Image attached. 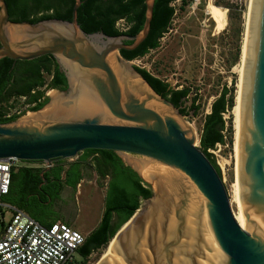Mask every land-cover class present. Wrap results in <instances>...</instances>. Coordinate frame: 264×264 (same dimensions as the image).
I'll return each instance as SVG.
<instances>
[{"label":"water","instance_id":"obj_1","mask_svg":"<svg viewBox=\"0 0 264 264\" xmlns=\"http://www.w3.org/2000/svg\"><path fill=\"white\" fill-rule=\"evenodd\" d=\"M153 3L144 0V22L136 35L107 36L80 29V0H74L70 21L37 23L11 21L0 0V60L50 56L67 86L50 90L38 111L0 124V161L41 163V187L54 163L87 150L111 151L150 188L151 196L96 264H264V0H249L237 114L244 229L234 219L221 178L194 145L186 121L194 111L181 114L120 55L146 39ZM188 99L182 107L191 105ZM122 155L144 160L135 163ZM143 163L166 173L145 181L138 168Z\"/></svg>","mask_w":264,"mask_h":264},{"label":"trees","instance_id":"obj_2","mask_svg":"<svg viewBox=\"0 0 264 264\" xmlns=\"http://www.w3.org/2000/svg\"><path fill=\"white\" fill-rule=\"evenodd\" d=\"M175 0H154L152 19L146 39L133 51L121 50L120 55L127 61H133L145 56L149 51L158 47V41L169 28L174 9L171 4ZM9 19L13 22L37 23L42 20L58 19L71 20V10L74 0H5ZM77 9V23L80 29L87 33L102 32L107 36L136 35L144 22V0H80ZM183 2V0H182ZM123 21L127 25L125 31H119L116 23ZM130 45V42H125ZM147 81L150 87L172 105L187 97V89H170L168 84L151 76L145 69L135 68ZM17 73V74H15ZM48 77L46 81L44 79ZM66 80L58 71L57 65L50 56H44L28 62H12L6 58L0 60V124L17 120L25 113L9 115L11 98H23L29 112H36L48 101L45 92L50 90L63 91ZM227 90L214 100L210 112L204 116L199 133V150L206 156L220 177V170L213 156L208 152L217 145L225 144L224 132H231V127L225 128L224 114L233 107V97H227ZM193 104L195 100L193 99ZM175 102V103H174ZM195 105V104H194ZM181 114H183L180 111ZM197 108L195 107L194 117ZM95 168L101 178L109 177L106 185L103 212L96 228L86 237L78 250L81 257L79 264L90 254L110 242L115 233L139 208L141 202L151 196L150 188L111 151L87 150L81 153L78 161L64 168L62 161L54 170V175H44L47 183L59 181L63 174L62 184L75 190L82 179V168L87 160ZM41 169L19 168L13 170L11 185L4 201L25 211L38 223L47 226L37 212L31 210L35 200L30 196L36 193L38 177ZM35 181V184H33ZM39 191H49L48 186H41ZM58 195V194H57ZM57 195L54 197L56 198ZM34 201V202H33Z\"/></svg>","mask_w":264,"mask_h":264},{"label":"rangeland","instance_id":"obj_3","mask_svg":"<svg viewBox=\"0 0 264 264\" xmlns=\"http://www.w3.org/2000/svg\"><path fill=\"white\" fill-rule=\"evenodd\" d=\"M171 7L174 14L168 30L158 41V47L145 56L133 60L135 67L145 69L151 76L170 83L176 90L187 89L191 101L195 100L197 113L186 120L195 134V147L199 148V133L205 115L210 112L214 100L227 90L233 97V107L224 114L225 144L217 145L208 152L213 156L220 170V178L226 191L232 214L237 212L235 202L237 174V129L233 109L240 95L242 78V50L245 46L249 0H175ZM119 31H125L123 21L116 23ZM241 69V70H240ZM47 81L48 77L44 76ZM240 82V83H239ZM46 96H52L50 91ZM23 98H11L9 115L24 112L23 117L32 114L24 105ZM49 108H53V104ZM48 109V108H46ZM81 153L72 160L62 161L64 168L78 161ZM135 163L144 158L134 155H122ZM82 168V179L75 190L64 189L58 203L47 212L53 219L67 223L84 237L87 233L79 229L83 225L91 226L100 221L103 212L104 194L109 177L101 178L90 160ZM147 164V163H146ZM145 165V164H143ZM151 165V163H150ZM159 166V165H158ZM42 169L41 163L16 162L19 168ZM161 167V166H159ZM153 168V166H151ZM152 174H165L166 169H154ZM79 192L80 195L73 199ZM73 218V219H72ZM1 229V225H0ZM109 244V243H108ZM107 244V246H108ZM107 246L93 251L80 264H96ZM77 264L81 261L78 252L74 255Z\"/></svg>","mask_w":264,"mask_h":264},{"label":"built area","instance_id":"obj_4","mask_svg":"<svg viewBox=\"0 0 264 264\" xmlns=\"http://www.w3.org/2000/svg\"><path fill=\"white\" fill-rule=\"evenodd\" d=\"M17 112L16 114H19ZM16 161H0V264H77L85 237L64 223L44 226L7 203Z\"/></svg>","mask_w":264,"mask_h":264},{"label":"flooded vegetation","instance_id":"obj_5","mask_svg":"<svg viewBox=\"0 0 264 264\" xmlns=\"http://www.w3.org/2000/svg\"><path fill=\"white\" fill-rule=\"evenodd\" d=\"M17 74V73H15ZM182 99H184L183 102H187L188 96L187 97H182L181 100L177 103L174 104V107L179 108L183 115H187L191 110L195 111V105L193 104V101L191 102L190 106H186V107H182ZM59 166L58 162L54 163L53 166L51 167V169L45 173L44 175L48 176V177H52L54 175V170ZM63 174L61 175L59 181L57 182L56 180L51 181L50 183L45 182L42 186H48L49 187V191L44 192V191H39L40 187L39 185L41 184L38 183L37 186V191L36 193L33 192V194H31L30 196H32V198L35 200V206H31V210H43L41 212H37L38 216L41 217V219L48 223H61V221L53 219L51 217V215L47 212V210H50L53 205H55L56 203H58L61 199V195L64 191V189H71L70 187L64 186L62 184V178H63ZM38 177H39V173H38ZM33 184H35V181H33ZM58 194V195H57ZM57 195L56 198H54ZM34 202V201H33ZM85 241V240H84ZM84 243V242H83Z\"/></svg>","mask_w":264,"mask_h":264},{"label":"bare ground","instance_id":"obj_6","mask_svg":"<svg viewBox=\"0 0 264 264\" xmlns=\"http://www.w3.org/2000/svg\"><path fill=\"white\" fill-rule=\"evenodd\" d=\"M242 62L244 60V49L242 50ZM243 64V63H242ZM243 68V67H242ZM241 70V69H240ZM240 83V82H239ZM238 105H239V97H237V100H236V104H235V107L233 109V112H234V115H235V125H236V131H237V139H238V122H237V114H238ZM237 143V142H236ZM235 149H236V154L238 155V147H237V144L235 146ZM145 164V165H143ZM142 165L138 166L139 168V172H140V175L141 177L145 180V181H149V178L150 176H152V170L154 169H165L163 167H159L158 165H154V164H151L150 163H143ZM151 166H153V168H151ZM161 174V173H159ZM236 192H235V202H236V205H237V212L234 213V219L235 221L237 222V224L244 229V225H243V218H242V212H241V204H240V195H239V181H238V169H237V174H236ZM114 242V240H112L108 246L106 247V249L112 245ZM105 251V250H104ZM104 253V252H103ZM102 253V254H103ZM102 256V255H101ZM100 259V258H99ZM98 259V261H99ZM97 261V262H98Z\"/></svg>","mask_w":264,"mask_h":264},{"label":"crops","instance_id":"obj_7","mask_svg":"<svg viewBox=\"0 0 264 264\" xmlns=\"http://www.w3.org/2000/svg\"><path fill=\"white\" fill-rule=\"evenodd\" d=\"M88 161H89V159L85 162V164L88 165V163H87ZM90 163H91V162H90ZM71 190H73V189H71ZM78 195H80L79 192H77L76 195L73 196V199H76V197H78ZM61 198H63L62 195H61ZM72 219H73V218H72ZM69 222H74V220L71 221V218H69V219H67L66 221L61 222V223H64V224L68 225L67 223H69ZM45 223H46V222H45ZM98 223H99V222H98ZM98 223L95 224V225L88 226V225H86L85 222H83V225H82L81 227H79V229L83 230V231L86 232L87 235H88L90 232H92V231L96 228V226L98 225ZM46 224H48V223H46ZM51 224H52V223H51ZM48 225H49V224H48ZM68 226H69V225H68Z\"/></svg>","mask_w":264,"mask_h":264}]
</instances>
